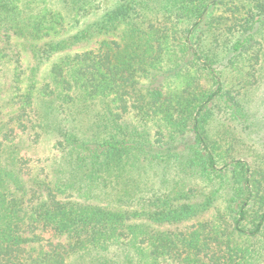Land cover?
Here are the masks:
<instances>
[{"label": "trees", "instance_id": "obj_1", "mask_svg": "<svg viewBox=\"0 0 264 264\" xmlns=\"http://www.w3.org/2000/svg\"><path fill=\"white\" fill-rule=\"evenodd\" d=\"M104 1L0 0V264H257L264 0ZM46 136L50 171L25 148Z\"/></svg>", "mask_w": 264, "mask_h": 264}, {"label": "rangeland", "instance_id": "obj_2", "mask_svg": "<svg viewBox=\"0 0 264 264\" xmlns=\"http://www.w3.org/2000/svg\"><path fill=\"white\" fill-rule=\"evenodd\" d=\"M105 4H109L112 5L115 0H105L104 1ZM94 18V16L90 17V21H92ZM262 39L264 40V31L262 33ZM93 42V41H92ZM84 43V44H77L75 46H71L69 48H66L64 50V54L67 53H73L75 51L78 50H83L86 48H90L94 46V43ZM62 54V53H61ZM61 54H57L54 55L50 60H46L44 63H42L38 69V73H37V78L40 80V84L43 83V80L48 78L49 75V70L53 64V62L59 58L61 56ZM62 54V55H64ZM26 59L27 61V65L29 64V61L32 59L30 53H26ZM25 64V66H27ZM11 65H7L6 68L7 70H9L7 72V74H5L3 71H0V81H1V85H4L6 83H8L10 80L9 76H11V71L10 70ZM4 73V74H3ZM259 75V74H258ZM262 76V77H261ZM26 77H23V80L25 81ZM252 80H254V78H251ZM24 85L27 84V82L23 83ZM5 86H8L5 85ZM8 93V92H7ZM3 95L6 96V92H3ZM264 99V75H259V83L253 86H250L247 90L244 91V103L247 104L248 108L251 110V112H255L256 111V107L258 106V104H260ZM250 112V113H251ZM134 123L137 124L136 120H133ZM155 130L154 127H152L150 129V131ZM217 130L212 131V134H217ZM154 131H152L153 133ZM253 135H252V139L247 143V145L244 147L248 150V153L250 154V160L253 159L252 154H254V150H260L259 146H255V145H251V143L253 142ZM29 143V144H28ZM54 139L51 136H46L45 138H42L40 140L39 143L36 144H32L31 142H27V144H25V148L28 152V154L32 157H34L35 159L39 158V162H37L36 167H38L37 169H39L42 166H45L46 168L45 171H50L51 167H52V162L53 159L56 158L58 156V152L54 149ZM255 147V148H254ZM248 158V156H244V159L246 160ZM146 164V163H145ZM147 169V168H146ZM145 169L144 172H141L142 177H144L143 179H145V182L143 183V185L145 186V188L149 189H160L162 187L161 184V175L162 174V165L158 166L157 164H155V166L153 168H148L147 170ZM158 169L159 174L156 172V170ZM164 170V169H163ZM134 177L137 178L138 175L133 173ZM191 180V179H190ZM194 180H198V179H194ZM192 186V185H191ZM205 186H206V190L210 187L207 186L206 182L204 184V182L202 180H198L197 185H193V187H195V189L198 190V198H202L203 197V192L205 191ZM164 188V187H163ZM169 188V185H168ZM155 190V189H154ZM215 212V209H211L206 216H213ZM198 220L194 219L188 222H184L183 223V231H188L191 230L194 227V224H196L195 222H197ZM251 242H237V244L241 245L243 248L245 247H249ZM255 244L257 242H254ZM252 243V245L257 246ZM259 248H261V250L256 253L257 256H259V259H257V264H264V242L261 241L259 244ZM251 248H255L253 246H251Z\"/></svg>", "mask_w": 264, "mask_h": 264}]
</instances>
